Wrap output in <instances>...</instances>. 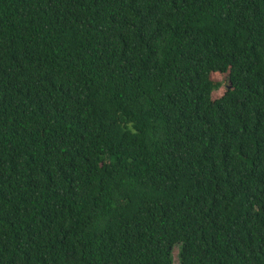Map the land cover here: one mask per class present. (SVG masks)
Here are the masks:
<instances>
[{"label": "trees", "instance_id": "1", "mask_svg": "<svg viewBox=\"0 0 264 264\" xmlns=\"http://www.w3.org/2000/svg\"><path fill=\"white\" fill-rule=\"evenodd\" d=\"M176 246L264 264V0H0V264Z\"/></svg>", "mask_w": 264, "mask_h": 264}, {"label": "rangeland", "instance_id": "2", "mask_svg": "<svg viewBox=\"0 0 264 264\" xmlns=\"http://www.w3.org/2000/svg\"><path fill=\"white\" fill-rule=\"evenodd\" d=\"M211 77L213 80L221 83L220 88L213 92V98L216 99L225 93L229 85V80L227 75L222 73H212ZM174 262L175 264L178 263V246L174 249Z\"/></svg>", "mask_w": 264, "mask_h": 264}]
</instances>
